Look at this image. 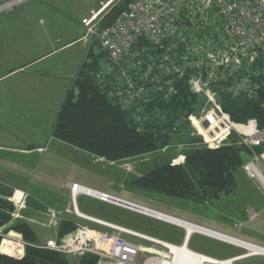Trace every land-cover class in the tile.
I'll return each instance as SVG.
<instances>
[{
  "label": "built area",
  "instance_id": "built-area-1",
  "mask_svg": "<svg viewBox=\"0 0 264 264\" xmlns=\"http://www.w3.org/2000/svg\"><path fill=\"white\" fill-rule=\"evenodd\" d=\"M27 0H0V13L12 10ZM118 0H107L82 24L92 34L98 36L110 59L120 65L117 93H124V101L139 97L147 87L139 86L129 71L138 69L134 48L138 39L145 37L153 50L149 63L161 72L153 79L155 92H162L171 84L167 75L188 77L191 93L201 99L198 112L189 116L191 125L198 133L200 143L208 148H218L227 143H238L247 150L249 160L245 163L247 175L264 187V125L256 118L244 122L232 119L224 109L222 97H246L248 100H262L264 104V0H133L114 22L99 29V22ZM131 57V62L125 60ZM111 66L106 67L109 70ZM163 83L164 88H159ZM139 86V87H137ZM168 94L171 86H168ZM167 89V88H166ZM124 90V91H122ZM167 93V91L165 90ZM219 97V100H217ZM264 106V105H263ZM264 121V117H263ZM204 122L208 125L205 127ZM185 156L173 159V164L184 162ZM72 206L68 213L94 222L108 230H98L86 225L61 239L51 238L37 245L66 256L83 257L92 254L96 264H139L137 257L143 247L128 240L130 235L153 241L154 238L97 217L81 212L77 198L86 195L101 202L115 205L156 220L179 226L185 231V245L195 233H200L243 250L235 257L216 259L193 251L204 258L201 264H236L242 259L264 256V246L238 237L210 229L187 220L157 211L126 198L95 189L78 182H68ZM18 190L8 197L13 204L14 220L26 208L28 195L21 191L18 200L14 199ZM57 223L61 213L48 210ZM250 218L257 212L249 210ZM192 227L191 232L188 228ZM0 253L22 258L29 242L15 230L5 231L0 227ZM156 241L158 239H155ZM162 242L161 240H159ZM173 245V244H171ZM180 246V245H176ZM189 247V246H188ZM173 260L175 253L171 249ZM144 264H148L151 258ZM172 260V261H173Z\"/></svg>",
  "mask_w": 264,
  "mask_h": 264
},
{
  "label": "trees",
  "instance_id": "trees-1",
  "mask_svg": "<svg viewBox=\"0 0 264 264\" xmlns=\"http://www.w3.org/2000/svg\"><path fill=\"white\" fill-rule=\"evenodd\" d=\"M132 1L118 0L99 22V29L111 25ZM94 44L97 45L94 42L87 47L85 58L57 114L53 137L111 161L163 152L170 144L172 148L174 137L181 132L184 124L189 125V116L198 112L201 103V99L189 90L188 77L171 78V74L167 75L171 80L168 85L171 86V93L168 94V86L162 92H155L152 88L154 77L159 76L163 83L165 79L149 63L150 54L157 51L142 37L136 43V56L132 60L139 67L132 68L129 73L139 86L147 88L139 97L124 101V93H117L116 89L119 63L110 59L103 45L102 49H95ZM125 60L131 62V57ZM108 66L111 68L106 70ZM163 83L159 84V88H164ZM222 103L233 120L244 122L256 118L261 126L264 125L262 100L224 95ZM244 154L247 155V150L238 143L208 148L200 143L199 137H192L184 162L173 164L174 157H171L133 181L127 180L128 184L146 192L210 204L235 191V173L244 164ZM9 191L0 184V227H5V231H17L30 245L20 259L0 253V264H71L68 256L37 246L41 243L29 221L13 219L14 208H10L13 204L8 200ZM39 204H36L35 210L42 208L43 205ZM77 229L78 223L71 218L61 219L56 238L61 239ZM79 262L96 264V257L88 254Z\"/></svg>",
  "mask_w": 264,
  "mask_h": 264
},
{
  "label": "rangeland",
  "instance_id": "rangeland-1",
  "mask_svg": "<svg viewBox=\"0 0 264 264\" xmlns=\"http://www.w3.org/2000/svg\"><path fill=\"white\" fill-rule=\"evenodd\" d=\"M106 1L107 0H27L23 2L24 4L21 3L16 8L9 11H17L20 13L37 12L41 15V18L43 17L47 22L50 19H54V21L62 24L65 40L69 39L70 36L77 37L80 34L82 38H80L77 45L66 53L80 51L82 60L86 54L87 47L89 48L90 45L95 42L97 43V45L94 44L96 46L95 49H102V44L98 36L92 34L85 26L83 27L81 25V20L83 16L88 17L93 10L99 9ZM114 4L112 7H114ZM188 121L189 125L184 124L181 132L174 137L172 148L170 144V146L163 149V152L120 161H111L104 157H99L87 150L70 146L53 137L55 139L51 140L53 143H48V145L51 146V151L47 153V158H50L54 163V169L57 173L53 172L52 174H48L46 179L47 184L49 186L51 185L52 188L50 187V190L43 191V195L28 196L26 198V208L20 211V217L18 219H24L31 223L32 228L38 234V239L41 244L46 243L50 238L57 237L59 222L64 217L71 218L79 225H86L103 231L108 230L76 216L74 212L66 213V211L63 210L67 204H71L72 206V198L70 201L69 196L66 195V191L59 185L62 180L61 178H65V173H69L68 175L77 174L74 176H79V179H83L82 182L85 185L89 183L88 181L97 182L99 185H104L111 181L113 184L110 189L115 191L118 195L123 196V198L125 197L129 200L138 201L140 202L139 204L148 205L150 208L153 207L152 209L171 216L180 219L185 218L187 221H189L188 218L191 220L193 217V220L196 218L200 223L207 220L209 224H214L215 222L219 225L224 224L226 229L237 237L246 239L248 234L253 235V233H255L264 241V187L247 175L245 163L249 158L246 154L243 155L244 164L235 173L237 183L235 191L230 195L222 196L210 204H200L188 200L162 196L157 193L146 192L133 184H128L129 182L127 179L133 181L135 177H139L145 171L154 168L159 162L164 163L171 157L176 159L182 155L185 156V151L190 144V139L192 137L198 138V133L191 125L190 119H188ZM75 161H78L80 165L78 173H75L77 169L73 167ZM92 165L95 166V168H93L96 171L95 173H97L95 175L87 170V166L90 167ZM107 173L112 174V176L107 175ZM40 175L42 174L40 173ZM87 197L89 196H79L77 198L78 208L83 213L84 211L90 212L122 224L137 232L169 241L179 242V239L183 236V231L173 224L156 220L152 217L144 216L108 203V205H104L97 202L95 198ZM19 198L20 197L14 196L15 200ZM29 199H32L30 206H28ZM36 202L40 203L39 206L43 205L41 206L42 208L35 210ZM88 207H93V209L90 208L92 210L88 211ZM49 209H53L55 213H61L56 216L57 223L52 221L53 215L49 214ZM248 209H253L258 213L256 219L250 218ZM203 224L206 223L203 222ZM212 228L216 230L215 227ZM223 233L225 232L223 231ZM124 236L142 247H153L157 250V253H159L154 254L142 250L137 257V263L139 264H144V262L152 256L168 261L173 260L170 250L159 243L127 234ZM189 242V248L191 250L216 259H225L243 252L242 249L200 233H195ZM68 257L72 260L71 264H80L79 261L81 257ZM236 264H264V256L242 259L237 261Z\"/></svg>",
  "mask_w": 264,
  "mask_h": 264
},
{
  "label": "crops",
  "instance_id": "crops-1",
  "mask_svg": "<svg viewBox=\"0 0 264 264\" xmlns=\"http://www.w3.org/2000/svg\"><path fill=\"white\" fill-rule=\"evenodd\" d=\"M81 25L84 27L82 20ZM62 29L61 23L54 19L47 22L37 12L0 13V184L10 191L18 190L15 194L17 197L21 196V191H25L32 197L43 195V191L50 190L51 187L46 181L48 174L56 172L54 163L47 158V153L51 151L48 143H53L51 140H55L53 126L57 114L85 58L84 56L81 60L80 51L66 53L73 49L82 37L79 34L77 37L70 36L65 40ZM74 163L73 167L77 169L75 173H78L80 165L78 161ZM93 168H95L93 165L87 166V170L95 175L97 173ZM68 174L65 173V178L60 177L62 180L59 185L66 191L71 201L67 183L85 184L79 176H74L77 174ZM107 175L112 176L110 173ZM88 182L89 187L120 196L110 189L113 184L111 181L104 185ZM81 197L86 196L81 195ZM97 202L108 205L99 200ZM69 206L70 204H67L63 209L66 213ZM145 206L148 207V205ZM88 208V211L93 209V207ZM84 213L123 226L99 215L85 211ZM192 218L191 220L188 218L192 223H198L210 229L215 227L216 231L221 230L222 233L224 231L225 234L237 237L229 232L224 224L219 225L216 222L209 224L207 220L203 221L206 223L203 224L196 218L195 220ZM175 227L183 231L179 242L147 236L169 242V244L181 245L185 240V231L179 226L175 225ZM238 238L264 246V241L255 233L248 234L246 239ZM235 256L237 255L231 257Z\"/></svg>",
  "mask_w": 264,
  "mask_h": 264
},
{
  "label": "bare ground",
  "instance_id": "bare-ground-1",
  "mask_svg": "<svg viewBox=\"0 0 264 264\" xmlns=\"http://www.w3.org/2000/svg\"><path fill=\"white\" fill-rule=\"evenodd\" d=\"M188 230H192V227H189ZM153 241L167 247L170 250V253L172 249V251L175 253V257L173 261H168L166 259L153 257L150 259L148 264H201L202 260L204 259L201 256L193 253V251L189 249L187 243H185V245L176 246V245H171L166 241L160 242L159 240L156 241L155 239ZM143 251L159 254L157 253V250L153 247L147 248L143 246Z\"/></svg>",
  "mask_w": 264,
  "mask_h": 264
},
{
  "label": "water",
  "instance_id": "water-1",
  "mask_svg": "<svg viewBox=\"0 0 264 264\" xmlns=\"http://www.w3.org/2000/svg\"><path fill=\"white\" fill-rule=\"evenodd\" d=\"M217 100H219V97H217ZM203 125L206 127L208 125V123L207 122H204ZM8 196L9 197H12L13 196V191H9L8 192ZM10 208L13 209V205H11Z\"/></svg>",
  "mask_w": 264,
  "mask_h": 264
}]
</instances>
